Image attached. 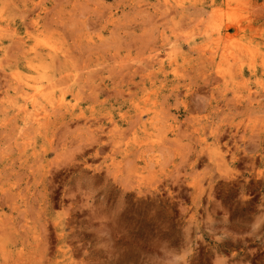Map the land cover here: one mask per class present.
Instances as JSON below:
<instances>
[{"label":"rangeland","instance_id":"rangeland-1","mask_svg":"<svg viewBox=\"0 0 264 264\" xmlns=\"http://www.w3.org/2000/svg\"><path fill=\"white\" fill-rule=\"evenodd\" d=\"M0 264H264V0H0Z\"/></svg>","mask_w":264,"mask_h":264},{"label":"bare ground","instance_id":"bare-ground-1","mask_svg":"<svg viewBox=\"0 0 264 264\" xmlns=\"http://www.w3.org/2000/svg\"><path fill=\"white\" fill-rule=\"evenodd\" d=\"M66 35V34H65Z\"/></svg>","mask_w":264,"mask_h":264}]
</instances>
